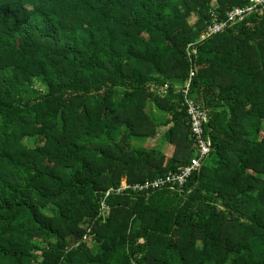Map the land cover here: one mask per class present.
I'll use <instances>...</instances> for the list:
<instances>
[{
    "label": "trees",
    "instance_id": "trees-1",
    "mask_svg": "<svg viewBox=\"0 0 264 264\" xmlns=\"http://www.w3.org/2000/svg\"><path fill=\"white\" fill-rule=\"evenodd\" d=\"M250 2L0 0V264H264V7L201 38ZM194 64L210 155L117 193L196 155Z\"/></svg>",
    "mask_w": 264,
    "mask_h": 264
},
{
    "label": "built area",
    "instance_id": "built-area-1",
    "mask_svg": "<svg viewBox=\"0 0 264 264\" xmlns=\"http://www.w3.org/2000/svg\"><path fill=\"white\" fill-rule=\"evenodd\" d=\"M259 7H264V0H251L246 6L234 7L229 10L225 17L219 18L217 14H212L211 22L207 26V30L201 36L202 39L212 36L214 34L224 31L230 24H234L243 20L248 14L257 10ZM195 44H190L188 47L189 55L196 53V49L193 47ZM193 62V60L191 59ZM197 73L196 65H192L189 71V76L185 84L180 88L184 97V105L186 107L187 115L189 118V124L193 141L196 145V155L191 161L179 167L175 171H169L164 176L158 177L154 180H146L144 182H138L128 184L122 188L120 186L115 191L120 193L126 189H132L135 192L150 191L160 189L163 187H182L187 182L188 177L196 170H199L203 165L206 158L212 151V141L209 136L206 135L205 127L209 121V115L206 107L203 103L197 102L189 96L191 89V81ZM167 88V84L164 86ZM113 190V188L107 191V195Z\"/></svg>",
    "mask_w": 264,
    "mask_h": 264
},
{
    "label": "rangeland",
    "instance_id": "rangeland-1",
    "mask_svg": "<svg viewBox=\"0 0 264 264\" xmlns=\"http://www.w3.org/2000/svg\"><path fill=\"white\" fill-rule=\"evenodd\" d=\"M195 17L190 19V23H194L195 22ZM158 113V115L160 116H165L166 114L164 112H161L159 110L156 111ZM165 131V128H156L155 130V135L150 136V137H143V138H132L130 141L134 146H142V147H151V146H155L158 143L163 142L162 144V149H165L167 152V156L169 157V155L174 156L173 151H171V147L168 146L167 147V141L162 137L163 133ZM173 150V149H172ZM128 184V180L127 178H123L121 180V186L122 188L125 187ZM42 258L38 257V259L33 263V264H42L41 263Z\"/></svg>",
    "mask_w": 264,
    "mask_h": 264
}]
</instances>
